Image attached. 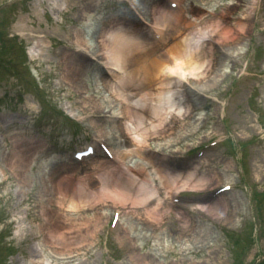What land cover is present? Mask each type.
I'll return each instance as SVG.
<instances>
[{
	"label": "rangeland",
	"instance_id": "1",
	"mask_svg": "<svg viewBox=\"0 0 264 264\" xmlns=\"http://www.w3.org/2000/svg\"><path fill=\"white\" fill-rule=\"evenodd\" d=\"M5 1L7 0H0V7ZM63 1L44 0L43 5L37 9L24 4L21 9L5 13V25L0 27V126L4 121L15 122L13 128L9 129L12 131L10 137L1 136L6 140V144H0V172L5 174L0 182V264H104V262L110 264L111 261L114 264H251L259 256L260 260L264 258V239L257 246L251 245L246 249V253L240 249L231 251L229 241V232L241 236L238 238H241L244 244L247 243V237L250 238L249 225L253 213L247 187L253 190L256 185V190L264 193V65L255 64L252 67V55L246 51L249 38L255 40V46L264 47V37H254V33H248L231 44L233 47L236 46L242 56L234 67L225 64L220 68L222 75L228 74L229 71L232 73L209 95L211 98L220 99L218 108L221 110L222 106L230 101L233 91L234 96L228 108V115L225 114V126L220 121L224 127L222 132L230 133L239 143L243 138L247 140L253 137L250 141L252 146L244 148L246 155L242 153L241 156V151H238L234 157L237 162L240 161L246 173L245 182L236 179L235 165L232 171H229L238 192L224 198L231 205L223 214L225 218L217 220L205 215H193L184 235L180 236L182 227L177 224L172 214L167 226L153 231L149 237L152 230L143 225L139 217L143 213V206L139 208L126 206L120 211L121 224L110 239L111 247H107L110 251L114 250V255L110 258L106 255L105 244L101 241L103 230L111 217L110 211L104 212L96 223L92 220L86 222V227L92 230L93 234L90 240L85 241L83 239L85 230L76 228V224L84 225L85 222L73 223V228H70L69 223L63 222L62 218L67 215L68 200L62 206L56 203L57 196L53 198L52 192L44 188L49 184L41 180L42 171L36 167L41 163L60 166L61 164L56 163L58 160L67 162L59 169L58 173L61 175L57 173L55 178L68 186L65 187L68 192H81L82 188L79 187L81 181L94 189L98 188L97 181L102 182L100 179H94L89 173L90 166H74L66 158L72 149L81 148L86 142L93 140L91 131L94 129L86 131L85 126L81 124L83 118L93 116L90 108H85L83 111L85 113L79 118L72 119L78 123L57 116L69 107V113L75 114L76 107H79L78 93L86 91L85 96L92 94L90 73L85 69L80 75L83 90L69 87L63 80V66L67 55H70L69 52L61 57L58 55L54 60L49 57V52L50 48L55 46L61 47V50L66 47L64 51L75 50L73 45L70 46L72 44L70 39L77 30L89 46L94 45L93 31L101 24L106 26L104 21L107 17L120 12L122 7L118 0H92L91 3L96 5L92 8H88V4H91L89 0H67L66 7L62 6ZM183 1V5L187 7L191 0ZM218 4L222 7L229 6L232 1L221 0ZM247 10L246 3L240 12ZM43 11L45 15L41 16ZM185 15L188 17L187 13ZM236 16L238 18L241 15L237 12ZM261 28H264V25H259L258 29ZM37 44L40 46L37 47ZM24 51L27 53L26 59ZM247 61H249L247 71L250 75L237 83L234 75L245 68ZM90 64L92 62H89L87 67ZM99 93V103L102 107L109 110L114 106L105 104L106 100H101L104 92L101 90ZM204 105L195 112L194 117L198 119L205 115L209 119L205 132L218 130L220 123L214 117V107L209 103ZM109 124L97 122L96 128L103 129L110 139L114 138L112 134L115 130L114 125ZM205 132H201L186 143L187 148H181L182 157L191 158L196 154L197 145L207 143L205 140L200 142L206 135ZM7 158L10 160L4 163V159ZM229 158L226 148L220 149L215 156L210 155L205 159L214 165L211 167L208 162L200 163L198 171L200 173L212 168L217 176L226 177L228 171L224 166L230 161ZM18 162L26 166L24 170L26 178L13 169L12 164L16 165ZM178 163L184 165L186 160H178ZM46 169L44 168V171ZM104 169L105 175L108 172L111 175L125 174L120 168L114 171L104 165ZM93 172L98 170L93 169ZM47 177L48 175L44 179ZM21 178H24V181ZM49 196L52 199L51 204L45 206L50 224L44 227L40 236L42 241L44 238V242L47 235L53 236V239L48 240L49 244L44 246V243L32 241L28 234L32 231L39 233L38 226L42 227L47 222L48 217L40 212L36 201L39 199L45 201ZM210 196L211 191L201 195L204 199ZM201 216L203 218H200ZM53 220L56 222V228L53 227V233L48 234L52 231L50 226ZM93 225L94 230L91 228ZM161 233L168 234L169 237L157 242L154 237ZM195 237L202 239V243L192 242ZM63 252L64 258L70 254L73 259L70 262L57 263L49 258L50 255L59 258L57 254ZM22 253L25 255L24 258L15 257L16 254Z\"/></svg>",
	"mask_w": 264,
	"mask_h": 264
},
{
	"label": "bare ground",
	"instance_id": "2",
	"mask_svg": "<svg viewBox=\"0 0 264 264\" xmlns=\"http://www.w3.org/2000/svg\"><path fill=\"white\" fill-rule=\"evenodd\" d=\"M158 1L143 0L134 8L133 18L128 13L110 16L105 21L106 26L101 24L93 31L95 43L91 47L83 40L80 31L74 34L73 43L77 50L81 53L88 50L91 59L95 58L103 62V66L114 70L110 72L108 78H94L97 80L96 85L104 91L101 100L105 99L104 103L108 106L114 104L109 108L110 111L99 103L100 93L87 97L84 96L85 93H80V101L82 109L87 104H92L90 109L93 114L103 109L99 114L120 118L119 121L113 122L115 132L112 136L116 134L115 139L120 140L113 153L125 174L111 175L108 172L105 175L104 163L94 164L91 169L97 168L98 172L91 175L94 179L102 181L96 182L98 188H91L88 183L84 184L80 180L79 187L82 191L68 192L65 188L68 186L55 178L64 165L56 167L42 165L43 169H47L42 170L41 180L49 184L44 188L52 192L53 198L57 196L56 203L59 206L68 200L66 210H74L82 204L96 205L98 201H95L99 197L114 193L119 197V203L114 204L115 206H138L150 201V206H145L139 216L142 219L140 222L148 228H156L169 211L165 199L158 195L159 191L170 198L173 190L179 185L180 188L199 190L204 186V182L207 184L219 179L212 169L198 173L197 165H188L180 173L174 171L176 169L171 166L178 167L174 161L182 159L181 148L203 129L204 122L198 127L191 124L192 114L203 107L204 97L217 88L219 85L217 79L224 81L225 77L220 75V68L228 63L233 66L240 58L236 46L233 47L231 44L235 39L238 40L240 35L249 31L252 16L250 11L254 10L256 0L244 1L249 7V12L245 11L242 18L237 19L233 25L230 23V17L232 11L240 6L238 4L214 9L216 4L213 0H192L187 7L182 6V0H169L170 3L178 4L176 10L171 11L157 4ZM91 2L92 0L89 1ZM210 3L214 10L208 15V20L205 18L206 12L201 7ZM90 6L91 4L88 5ZM202 32L208 35V39L200 37ZM149 33L152 34V39H147ZM156 35H160L159 41L154 40ZM89 62L91 63V60L84 55H67L63 66V80L67 85L79 91L83 90L80 75L87 69ZM96 89L100 92V89L97 87ZM92 124L95 128L96 122L93 121ZM103 133V129L97 132L99 135H105ZM8 159H4L3 162L8 163ZM128 160H132V163L126 165ZM12 166L26 178L24 164L18 162ZM228 166L229 164L225 165V168L230 170ZM148 170L156 175L155 178H150ZM44 174L48 175L46 180ZM24 178L21 179L24 181ZM156 181L158 187L155 186ZM51 196L38 204L45 217H48L45 205L51 204ZM224 198L216 199L205 211L220 220L224 219V212L231 207ZM101 215L97 213L82 220L86 222L92 220L96 223ZM62 220L69 223L70 228H73V223L78 222L77 220L72 222L65 217ZM179 220L183 227L180 236H183L190 222L183 214L179 215ZM48 224L49 217L41 232ZM51 225V230L53 227L56 228L55 220ZM76 226L80 227L77 224ZM91 228L94 230L95 225ZM51 233L53 230L48 234ZM92 234V230L86 229L83 239L90 240ZM165 237L169 235L161 233L154 238L160 242ZM45 238V242L44 238L42 241L44 246L49 244L48 240L53 239V236L47 235ZM200 238L195 237L192 242L202 243Z\"/></svg>",
	"mask_w": 264,
	"mask_h": 264
}]
</instances>
